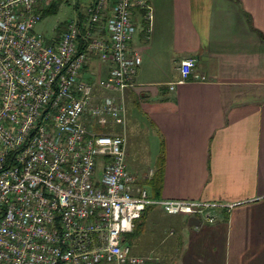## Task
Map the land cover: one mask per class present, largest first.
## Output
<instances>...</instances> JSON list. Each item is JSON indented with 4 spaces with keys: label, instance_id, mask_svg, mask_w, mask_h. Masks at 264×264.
Listing matches in <instances>:
<instances>
[{
    "label": "built area",
    "instance_id": "1",
    "mask_svg": "<svg viewBox=\"0 0 264 264\" xmlns=\"http://www.w3.org/2000/svg\"><path fill=\"white\" fill-rule=\"evenodd\" d=\"M58 1L0 0V264H161L132 255L125 237L148 206L213 222L212 209L235 204L153 198L127 168L123 93L142 61L133 10L146 0H86L87 19L46 43L35 28ZM93 54L112 61L108 77H82ZM196 61H181L171 89ZM108 123L123 131H102Z\"/></svg>",
    "mask_w": 264,
    "mask_h": 264
},
{
    "label": "crops",
    "instance_id": "2",
    "mask_svg": "<svg viewBox=\"0 0 264 264\" xmlns=\"http://www.w3.org/2000/svg\"><path fill=\"white\" fill-rule=\"evenodd\" d=\"M146 2L133 10L131 45L142 61L123 95L126 116L129 109L159 140L153 166L140 162L129 172L153 198L235 206L212 209L209 222L206 214L150 205L128 235L146 233L152 217L162 239L142 256L161 264H264V0ZM77 17L87 19L86 0H67V24ZM97 32L108 35L105 23ZM188 57L197 60L192 74L171 89ZM112 67L93 54L82 77L106 78ZM95 93L119 95L100 87ZM160 156L163 174L154 190ZM159 209L169 217L161 221Z\"/></svg>",
    "mask_w": 264,
    "mask_h": 264
},
{
    "label": "rangeland",
    "instance_id": "3",
    "mask_svg": "<svg viewBox=\"0 0 264 264\" xmlns=\"http://www.w3.org/2000/svg\"><path fill=\"white\" fill-rule=\"evenodd\" d=\"M44 8L42 19L36 25L35 30L44 36L46 43H49L52 41V38L59 37L65 30L67 24V0L54 2ZM47 9L49 10L45 11ZM127 112L125 127L126 164L128 170L133 173L134 166L139 165L140 162H142L146 169L153 166L154 162H152L153 160L151 161V154L158 147L157 142L159 139L153 135L149 124H145L143 119L137 120L134 117L135 114L130 113L129 109ZM100 127L102 131L121 129L119 125L112 123L100 125ZM100 161L98 165V177L101 176L103 170V165H101ZM157 214L160 215L157 216L161 221L169 217L163 209H159ZM162 217H165V219ZM148 220L150 221L147 222L146 233L140 234L138 232L125 236L130 244L132 255H144L149 252L151 246L160 244L162 236H160L159 229L156 228L158 227V221H155L152 217H149Z\"/></svg>",
    "mask_w": 264,
    "mask_h": 264
},
{
    "label": "trees",
    "instance_id": "4",
    "mask_svg": "<svg viewBox=\"0 0 264 264\" xmlns=\"http://www.w3.org/2000/svg\"><path fill=\"white\" fill-rule=\"evenodd\" d=\"M49 9L45 10V11H48ZM83 42H80V46H79V49L81 50L83 48ZM163 167H164V156H160V159H159V163H158V168L155 172V176L153 178V183H152V187L154 190H156L158 188L157 186V183L158 181L160 182L161 179H162V174H163ZM146 212V211H145ZM144 212V214L142 215L141 218H144L146 213Z\"/></svg>",
    "mask_w": 264,
    "mask_h": 264
}]
</instances>
